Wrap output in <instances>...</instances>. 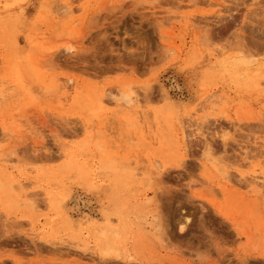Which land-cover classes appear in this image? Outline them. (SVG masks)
I'll list each match as a JSON object with an SVG mask.
<instances>
[{
    "label": "rangeland",
    "instance_id": "obj_1",
    "mask_svg": "<svg viewBox=\"0 0 264 264\" xmlns=\"http://www.w3.org/2000/svg\"><path fill=\"white\" fill-rule=\"evenodd\" d=\"M244 263L264 0H0V264Z\"/></svg>",
    "mask_w": 264,
    "mask_h": 264
},
{
    "label": "bare ground",
    "instance_id": "obj_2",
    "mask_svg": "<svg viewBox=\"0 0 264 264\" xmlns=\"http://www.w3.org/2000/svg\"><path fill=\"white\" fill-rule=\"evenodd\" d=\"M69 11H71L70 9H69ZM71 48L70 47H68V49L67 50H70ZM122 100H121V99ZM120 98H118V99H120L121 100V103H119V101H118V105H119V107L121 106V108H130L132 105L134 106V104H133V101H132V97H131V95H130V93L129 92H124V93H121V97ZM122 101H123V103H122ZM173 101V100H172ZM168 106H169V104H168ZM122 110V109H121ZM124 110V109H123ZM120 111V110H119ZM129 113V112H128ZM126 115H128V114H126ZM143 115V114H142ZM132 116V115H131ZM144 116L145 115H143V118H144ZM127 119H128V116L126 117ZM129 119H131V118H129ZM128 119V120H129ZM146 119V118H145ZM133 120V119H132ZM132 125V124H131ZM117 179V178H116ZM63 201H64V199H63ZM52 203H53V205L55 206V207H59L60 206V204H59V199L57 198V197H55V198H53V200H52ZM78 207V206H77ZM72 208V207H71ZM74 208V207H73ZM75 209H77V208H75ZM74 210V209H73ZM66 211V210H65ZM78 212H80V211H78ZM77 212V213H78ZM84 212V211H83ZM60 215V214H59ZM77 215V214H76ZM91 215H93V214H91ZM72 216V215H71ZM74 216V215H73ZM80 216V215H79ZM84 216V215H83ZM96 216V215H95ZM76 217V216H75ZM82 217V216H81ZM85 217V216H84ZM91 217H93V216H91ZM66 219H65V222H66V224H67V226H69L70 228L71 227H75L77 230H80L81 228H82V226H83V224H87V223H85V221L84 220H82V221H79L77 218H75V223L73 222V220H71L68 216H66L65 217ZM86 218H88V216L86 217ZM183 218V217H182ZM78 221H77V220ZM89 219H90V217H89ZM186 219V218H185ZM91 220V219H90ZM180 220V219H179ZM88 221V220H87ZM187 221V220H186ZM187 222H189V220L187 221ZM180 224H182V223H180ZM184 224V223H183ZM188 224V223H187ZM90 226H92V227H95L96 228V220L95 219H92L91 220V224H90ZM86 227V226H85ZM89 228V227H88ZM181 228H184L183 226H181ZM95 239H97V240H101L102 239V236L101 235H95ZM216 240V239H215ZM215 244V243H214ZM217 245V244H216ZM107 248V247H106ZM219 248V247H218ZM105 248H103V250H104ZM219 249H221V248H219ZM103 250H102V252H103ZM111 250H113V249H111ZM108 251V250H107ZM110 251V250H109ZM220 250H218V252H219ZM105 252V251H104ZM105 253H107V252H105ZM108 254V253H107ZM248 258H250V257H248ZM243 261V260H242ZM241 262V261H240ZM244 262H245V260H244ZM245 264V263H244Z\"/></svg>",
    "mask_w": 264,
    "mask_h": 264
}]
</instances>
